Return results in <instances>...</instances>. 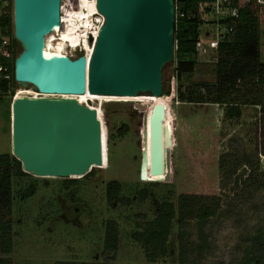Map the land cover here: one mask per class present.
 I'll use <instances>...</instances> for the list:
<instances>
[{
	"label": "rangeland",
	"instance_id": "374dc122",
	"mask_svg": "<svg viewBox=\"0 0 264 264\" xmlns=\"http://www.w3.org/2000/svg\"><path fill=\"white\" fill-rule=\"evenodd\" d=\"M207 7L202 4L200 8L204 41L210 40L207 31L218 38L225 33V28L219 27L218 23L228 15L222 6L209 10ZM258 12L262 29L260 50L264 60V5ZM59 43L65 47L67 42ZM80 53L75 52L73 56ZM216 59L217 51L208 50L205 56L199 57L194 73L180 80L176 79L174 61L166 64L162 97L147 94L129 99L86 96L83 102L97 108L99 113L101 164L95 167L94 176L76 178L78 180L73 183L66 179L74 178L56 179L32 174L14 177L13 248L9 254L1 256L9 257L11 264L101 261L107 223L112 220L119 233L116 264H236L241 258L239 249L246 236L264 225L263 196L257 202L236 199L233 206L236 204L237 207L213 220L212 230L205 235L207 247L200 254L195 253L197 227L191 223L190 250L186 249L190 254L184 259L181 258L175 221L166 256L150 259L143 244L133 236L144 221L155 217L152 199L139 201L136 198L138 189L150 187L158 198L174 202L181 194L219 196L220 155L231 142L241 145L248 153L255 151L256 140L261 136L260 127L257 129L259 108L244 106L243 116L239 120H230L224 117L223 107L219 104L179 98L180 87L189 100L190 90L196 91L204 83L215 82ZM20 88L36 91L32 86L17 83L14 90L0 92V154H12L11 106L15 90ZM156 103L163 107L165 139L160 168L151 165L154 159L152 108ZM124 126H128V132L120 135ZM261 160L264 169V157L261 156ZM113 180L121 185L120 195L132 199L129 205L111 204L107 200V185Z\"/></svg>",
	"mask_w": 264,
	"mask_h": 264
},
{
	"label": "water",
	"instance_id": "95a60500",
	"mask_svg": "<svg viewBox=\"0 0 264 264\" xmlns=\"http://www.w3.org/2000/svg\"><path fill=\"white\" fill-rule=\"evenodd\" d=\"M61 2L13 0L18 84L43 94L164 96L163 68L175 59V0H97L105 23L89 60L46 53L47 36L61 27ZM162 108H152L155 168L164 150ZM11 118V152L24 172L79 178L71 176L83 177L101 164L97 109L76 99L25 96L13 99Z\"/></svg>",
	"mask_w": 264,
	"mask_h": 264
},
{
	"label": "trees",
	"instance_id": "16d2710c",
	"mask_svg": "<svg viewBox=\"0 0 264 264\" xmlns=\"http://www.w3.org/2000/svg\"><path fill=\"white\" fill-rule=\"evenodd\" d=\"M175 4L177 6L176 49L173 61L176 79L180 80L185 75L194 73L199 62L197 42L201 37L203 24L201 5H207L209 10L215 7L216 0H175ZM220 6L226 9L228 15L218 23L219 27L225 28V33L219 36L215 61L216 80L214 83H204L197 87L196 91L190 90L189 100L181 87L178 88L177 93L183 101L219 104L223 107L224 117L230 120H239L243 116L244 106L259 108L257 129L260 127L261 136L256 140L254 153H248L241 145L231 142L228 149L220 155L221 195L219 196L181 194L177 202H174L158 198L150 187H143L136 191V198L139 201L144 202L151 198L153 202L155 217L144 221V224L140 226L141 229L133 235L137 242L143 244L150 259L168 254L169 237L174 221L178 225L182 248L181 258L184 259L190 254L186 249L190 242L191 223L197 227L198 243L195 253L200 254L207 247L205 235L208 234V230L209 232L212 230V221L223 217L230 208L237 207L236 204L233 206L236 199L240 202L243 200L257 202L259 198L264 197V169L261 160V156L264 157V60L260 50L262 29L258 12L262 6L255 0L249 2L228 0L222 2ZM232 9L237 10V16L231 14ZM2 22L5 26L12 27V14H7ZM16 84L13 71L12 84L1 83L0 92L7 93L14 90ZM165 94L168 92L165 91ZM88 97L101 98L90 95ZM104 98L117 97L105 96ZM127 132L128 126L120 129V135H125ZM95 171L96 169L93 168L83 178L94 176ZM23 176H30V174L23 171L21 161L10 152L0 154V264H11V259L1 254H9L13 248V178ZM66 180L73 183L78 179ZM120 191V183L115 180L110 181L107 185V200L111 204L121 202L123 205H129L132 199L120 195ZM246 193L249 196L245 197ZM228 199L231 201L228 202ZM118 244V229L116 223L110 220L104 237L103 260L91 263L59 262L58 264H116L114 258ZM239 250L241 258L236 264H264V225L249 233Z\"/></svg>",
	"mask_w": 264,
	"mask_h": 264
},
{
	"label": "built area",
	"instance_id": "2783aa9c",
	"mask_svg": "<svg viewBox=\"0 0 264 264\" xmlns=\"http://www.w3.org/2000/svg\"><path fill=\"white\" fill-rule=\"evenodd\" d=\"M227 1L228 0H216L215 6L218 9H220L221 7L220 4L222 2H227ZM244 1L249 2L252 0H244ZM255 1L261 6L264 5V0H255ZM78 2L79 0H62L61 2V27H62V20L64 16H66L67 14L65 9L66 8L67 9L76 8L78 6ZM9 13L12 14V18H13V0H0V84L3 82H6L9 85H11L13 82V71H14L13 68H14L15 59L19 54V44L15 38L14 23L12 24V27L9 28V26H5L2 22V19L5 16H7V14ZM231 14L233 16H237V10L232 9ZM176 18H177V6H176ZM104 23H105V17L103 16V14L100 13V14L95 15L93 29H90L89 32L87 33L88 42L89 44H91L93 48H95L96 40L99 36V33ZM82 29L83 27L77 28V31L80 32L82 31ZM52 34H54L53 41H56L58 43L63 40L62 35H61L62 28L58 31H54ZM47 40H48V36H47ZM80 42L82 43V41ZM218 46H219L218 37L211 38L209 41H204L203 37H200L197 42L198 60H199V57L205 56L208 50L210 51L211 49H215L217 51ZM78 47H79V50H76L74 52H71L69 50H64V53L72 57H77V56H73V53L75 52H81L79 55L84 54L81 49V46L79 45ZM175 49H176V43H175ZM16 93H17V90H15V95Z\"/></svg>",
	"mask_w": 264,
	"mask_h": 264
},
{
	"label": "bare ground",
	"instance_id": "6f19581e",
	"mask_svg": "<svg viewBox=\"0 0 264 264\" xmlns=\"http://www.w3.org/2000/svg\"><path fill=\"white\" fill-rule=\"evenodd\" d=\"M67 14L64 16L62 20V27L58 28L55 31H58L62 28V38L63 42L65 43V47L61 43H55L53 44L54 34L48 35L47 45H46V53L51 54L52 52L57 53H64V50H69L71 52H74L76 50H79V45L81 46V49L84 54L87 55L88 60L90 59L93 47L88 42V32L90 29H93L94 26V17L97 14H100L97 7V0H79L78 6L73 9H65ZM64 10V11H65ZM104 16V15H103ZM83 27L82 31L78 32L77 28ZM81 34V35H80ZM82 41V43L80 42ZM81 43V44H80ZM72 48L76 50H72ZM93 96L94 94H91L89 91H87L85 94L81 95H73V94H43L38 93L37 91L27 90L20 88L17 90V93L15 95V98L18 97H36V98H64V99H76L82 104H85L83 102V99L86 98V96ZM141 95V94H140ZM67 96L70 97H78V98H66ZM94 96H106V95H94ZM137 96H132L128 98H136ZM117 97V96H113ZM157 97V96H153ZM117 98H125V97H117ZM90 106L89 104H85ZM93 108V106H90ZM10 121H12V118L10 117ZM10 135H11V127H10ZM12 146V144H11ZM41 177V176H36ZM73 177V176H71ZM46 178H58L55 176H47ZM81 178V176H79Z\"/></svg>",
	"mask_w": 264,
	"mask_h": 264
},
{
	"label": "crops",
	"instance_id": "0c3cea01",
	"mask_svg": "<svg viewBox=\"0 0 264 264\" xmlns=\"http://www.w3.org/2000/svg\"><path fill=\"white\" fill-rule=\"evenodd\" d=\"M206 34L209 36V39L214 38V36H212L210 31H207Z\"/></svg>",
	"mask_w": 264,
	"mask_h": 264
}]
</instances>
